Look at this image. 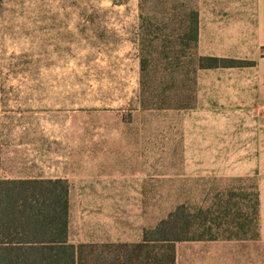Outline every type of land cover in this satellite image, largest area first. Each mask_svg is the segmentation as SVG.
Listing matches in <instances>:
<instances>
[{"label": "rangeland", "instance_id": "1", "mask_svg": "<svg viewBox=\"0 0 264 264\" xmlns=\"http://www.w3.org/2000/svg\"><path fill=\"white\" fill-rule=\"evenodd\" d=\"M193 5L0 0V97L52 108L53 163L90 162L82 171L92 175L70 184L68 241L114 247L85 253L86 264L138 243L179 205L220 220L233 210L214 234L252 213L264 165V64L228 56L217 58L255 65L199 69ZM95 188L99 200L77 198Z\"/></svg>", "mask_w": 264, "mask_h": 264}, {"label": "crops", "instance_id": "2", "mask_svg": "<svg viewBox=\"0 0 264 264\" xmlns=\"http://www.w3.org/2000/svg\"><path fill=\"white\" fill-rule=\"evenodd\" d=\"M194 1L196 35L195 30L189 29V32L192 31V38L196 36L191 48L196 56H261L264 0H256L257 3L254 0ZM259 64H264V59H258L257 66ZM260 73L264 77V73ZM37 101L26 96L0 97V180H67L70 218V184L80 176L92 175V172L82 171L90 162L53 163L57 148L53 138L57 132L50 125L54 111L49 106H39ZM261 116L264 123V112ZM39 122L49 127L36 128ZM260 137L259 151L264 153V131ZM260 175L257 237L253 240L232 238L177 243L174 245V264H264V165L260 167ZM95 191L80 193L77 198L83 201L92 195L95 197L92 200H99L100 193L96 188Z\"/></svg>", "mask_w": 264, "mask_h": 264}, {"label": "trees", "instance_id": "3", "mask_svg": "<svg viewBox=\"0 0 264 264\" xmlns=\"http://www.w3.org/2000/svg\"><path fill=\"white\" fill-rule=\"evenodd\" d=\"M189 21L192 22L190 29L195 30L196 35L194 14ZM192 39V43H195L196 36ZM196 57L199 69L255 65L253 61ZM261 58H264V48ZM141 70L145 72L144 68ZM69 188L65 179L0 180V264H86L85 253L92 255L95 249L101 251L114 247L75 246L69 243ZM248 203L252 213L249 216L238 212L236 225L241 219L245 223H238V227H234L236 232L232 231L234 228H226L214 234L212 230V224H217L220 230L224 219L232 215L233 210L229 207L225 218L220 220L222 215L212 217L214 213L211 211L192 213L185 205H179L157 226L145 230L139 243L116 245L119 253L112 254L110 258L104 257L102 252L96 256L102 261L101 264H174L176 243L232 238L253 240L258 232V190Z\"/></svg>", "mask_w": 264, "mask_h": 264}]
</instances>
